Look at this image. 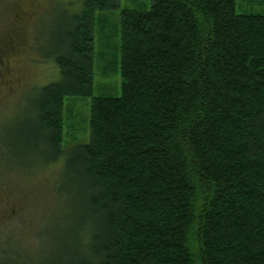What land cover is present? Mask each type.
<instances>
[{
  "label": "trees",
  "instance_id": "1",
  "mask_svg": "<svg viewBox=\"0 0 264 264\" xmlns=\"http://www.w3.org/2000/svg\"><path fill=\"white\" fill-rule=\"evenodd\" d=\"M134 7L83 0L46 54L59 79L14 140L42 152L31 165L65 157L66 264H264V15L237 0ZM119 9L121 95L93 97L97 16ZM69 97H92L90 132L64 148Z\"/></svg>",
  "mask_w": 264,
  "mask_h": 264
},
{
  "label": "rangeland",
  "instance_id": "2",
  "mask_svg": "<svg viewBox=\"0 0 264 264\" xmlns=\"http://www.w3.org/2000/svg\"><path fill=\"white\" fill-rule=\"evenodd\" d=\"M82 5L83 0H0V264H66L76 253L70 241L69 256L63 247L72 227L65 157L51 166L31 165L42 152L21 155L13 144L18 126L30 119L37 90L59 79L46 54ZM134 6L150 8V0H121L122 8ZM237 11L264 15V0H237ZM119 13L97 16L93 97L121 95ZM91 104L92 97L66 98L64 148L88 141ZM17 162L29 168L18 170Z\"/></svg>",
  "mask_w": 264,
  "mask_h": 264
}]
</instances>
